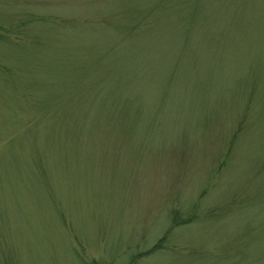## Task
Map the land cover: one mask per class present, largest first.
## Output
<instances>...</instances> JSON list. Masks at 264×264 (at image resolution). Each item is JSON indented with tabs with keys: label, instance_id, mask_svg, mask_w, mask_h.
Segmentation results:
<instances>
[{
	"label": "rangeland",
	"instance_id": "rangeland-1",
	"mask_svg": "<svg viewBox=\"0 0 264 264\" xmlns=\"http://www.w3.org/2000/svg\"><path fill=\"white\" fill-rule=\"evenodd\" d=\"M0 264H264V0H0Z\"/></svg>",
	"mask_w": 264,
	"mask_h": 264
}]
</instances>
